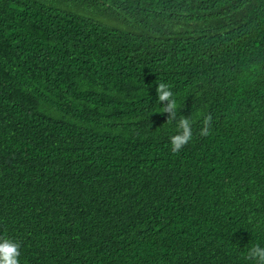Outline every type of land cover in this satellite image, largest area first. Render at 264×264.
Wrapping results in <instances>:
<instances>
[{"label": "trees", "instance_id": "16d2710c", "mask_svg": "<svg viewBox=\"0 0 264 264\" xmlns=\"http://www.w3.org/2000/svg\"><path fill=\"white\" fill-rule=\"evenodd\" d=\"M0 236L20 264H257L264 0H0Z\"/></svg>", "mask_w": 264, "mask_h": 264}, {"label": "clouds", "instance_id": "9594fccd", "mask_svg": "<svg viewBox=\"0 0 264 264\" xmlns=\"http://www.w3.org/2000/svg\"><path fill=\"white\" fill-rule=\"evenodd\" d=\"M158 100L163 103L167 101V105L162 108V112L168 113L169 122L176 118L177 104L173 98L174 94L170 87L165 83H159L157 88ZM212 116L207 115L203 118V126L200 131L201 136L210 134L212 125ZM193 122L188 117H182L177 123L178 133L173 135L171 139V150L173 153L179 152L192 139ZM21 244L7 238L0 236V264H20L19 257ZM249 258L254 259L257 264H264V247L256 245L249 250Z\"/></svg>", "mask_w": 264, "mask_h": 264}]
</instances>
